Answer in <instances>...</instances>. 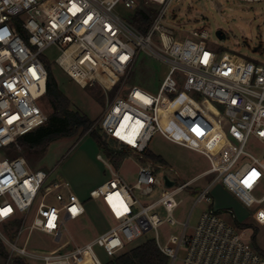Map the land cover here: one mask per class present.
I'll list each match as a JSON object with an SVG mask.
<instances>
[{
  "label": "built area",
  "instance_id": "1",
  "mask_svg": "<svg viewBox=\"0 0 264 264\" xmlns=\"http://www.w3.org/2000/svg\"><path fill=\"white\" fill-rule=\"evenodd\" d=\"M172 2L0 0V224L18 219L22 222L13 241L0 231L10 259L75 264L77 258L88 254L94 264H103L95 248L115 257L154 232V239L170 264L177 263L181 252L180 264H264V238L259 246L261 253L252 244L253 229L249 228L252 235L245 240V232H239L223 218L211 196L213 185L221 183L246 207L264 206V196H253L264 174V65L238 54L217 53L210 48L204 30L178 39L175 26L168 22ZM141 5L155 10L146 34L140 33L119 11V7L136 10ZM51 47L58 49L55 64L70 80L81 88L98 84L106 92L121 83L141 51L167 63L168 73L156 95L133 86L124 96L111 101L100 121L103 137L116 142L118 150L129 149L141 161L154 134L163 133L158 111L164 95H199L223 108L229 123L228 136L237 149L226 163L211 161L207 175L216 174L217 178L197 199L196 204L206 203L208 208L191 233L188 220L182 224L181 235H170L165 244L158 234L162 225L177 223L174 211L182 203L177 196L189 188V182L167 188L164 176L168 174L158 173L165 166L143 163L135 183L129 184L99 156L109 167L111 177L89 196L91 200L102 199L115 225L74 249H69L70 241L61 242L66 224L86 214L84 203L63 179L49 181L51 172L32 169L23 157L2 156L18 138L49 120L40 102L46 97L48 80L41 57ZM127 117L129 125L123 126ZM250 140L261 147L258 156L245 151ZM243 155L251 161L233 171ZM157 187H161V194L152 202L143 204L136 197V191L150 196ZM159 208L166 213L164 219L157 213ZM253 219L264 233V209L256 211ZM26 231L28 235L35 231L48 235L58 246L43 254L29 252L18 244Z\"/></svg>",
  "mask_w": 264,
  "mask_h": 264
},
{
  "label": "rangeland",
  "instance_id": "2",
  "mask_svg": "<svg viewBox=\"0 0 264 264\" xmlns=\"http://www.w3.org/2000/svg\"><path fill=\"white\" fill-rule=\"evenodd\" d=\"M140 7L148 8L150 6L141 5ZM119 11L125 20L132 21L135 13L134 10L119 7ZM168 19V22L175 26L177 38L180 40L191 36L193 31L204 30L208 33L207 41L210 48L217 53L222 54L228 52L238 54L256 64L264 65V1L243 3L239 0H173L168 10ZM219 30L226 34L227 38L225 40H220L217 37L216 33ZM256 49L258 50L256 51ZM58 55V49L51 47L43 53L41 59L51 65L60 90L70 101L71 109L78 111L93 121L92 129L99 131L100 135H102L100 131L101 118L115 97L124 96L128 89L133 86H137L152 95H156L169 70L165 61L157 60L147 52L141 51L137 56L133 68L122 79L121 83L111 91L106 92L98 84L81 88L70 80L55 64ZM182 95L186 96V101L180 98ZM194 96L188 93H181L176 96L164 95L158 111L160 125L163 126L162 119L164 118L174 134L177 133L182 137L190 139L194 138L196 135L195 131H197L196 126L201 119L200 117L205 114V111L203 112L199 105L205 108L203 104L205 102L208 103L204 98ZM189 99L192 102L188 101ZM176 100H178L176 103V106L178 105V113L165 116L162 111H165ZM40 102L42 108L50 114L52 111L46 97ZM210 105L215 111L223 112L221 106L215 104ZM208 112L210 113L211 109ZM182 121L191 136H188L187 134L189 133L187 132L183 133ZM162 130L163 133H155L149 143V149L165 159V170L158 171V173L168 174L171 179L176 181L177 186L188 182L190 183L189 188L184 189L177 196V199L182 200V203L174 211V218L177 223L175 225L164 224L158 229L160 242L165 244L170 235H181L183 230L182 224L188 220V233L192 232L201 213L208 208L206 203L196 204L197 199L200 193L213 184L217 175L206 174L200 179L193 180V178H196V176L211 168V161L206 154L212 155L211 151L204 149V152H201L195 148L196 146L191 147L187 146V144H182V142L176 139L172 131H168L165 128ZM107 143V150L98 149L96 142L89 135H86L80 139L76 137L55 141L40 157L28 154L24 156L20 148L14 147L5 149L2 155L9 159L29 157L30 161L26 158L25 160L27 162L29 161L28 164L32 169H42L51 172L49 181H55L61 178L75 193L86 194L87 217L83 221L68 222L63 232L61 242L70 241L71 245L69 249H74L76 245L82 246L94 239L99 231L97 224L93 220V216H96L97 210L103 213L107 227H113L115 225L102 199L91 200L89 191L87 190L92 186L91 184L105 182L111 177L109 167L97 159L98 153L102 155L104 161L109 163L110 168L118 172L129 184H134L137 179V165L141 162V159L131 153L124 154L123 158L119 160L118 158H113L112 155L115 156L114 151H118L119 154L116 156L121 157L122 154L120 155V153L123 149L118 150L119 145L113 141H108ZM111 151L113 154L109 155ZM245 151L258 156L261 153V147L254 140H250L245 147ZM126 157L130 158L125 159L118 167L121 160ZM250 161L251 159L249 157L243 155L239 158L232 170L235 171ZM170 169H173V171L171 172ZM161 190V187H157L150 196H142L137 191L135 194L141 203L147 204L156 200L160 196ZM211 196L215 202V207L222 211L223 218L239 232H245L243 236L245 240L250 239L252 231L249 230V225L255 226L253 222L254 214L256 211L264 209V206L254 205L252 207H246L232 193L227 191L221 183L213 185L211 188ZM253 196L256 199L264 196V174L259 186L253 192ZM137 209L135 208V210ZM157 213L163 219L166 217L163 208H159ZM30 221L31 219H29L27 224H30ZM21 227L22 222L18 219L13 223L0 224V231L6 235L8 240L13 241L17 235V231ZM154 237L155 233L150 232L129 245L125 251H129ZM263 238L264 233L258 231L255 237V242L258 246L262 245ZM18 244L19 246H25L27 251L37 254L49 252L58 246L52 237L37 231L32 232L30 235H28V231L24 232ZM0 247L4 248L7 254L6 256L0 254V264H15L14 262L17 258H9L7 246L1 238ZM95 253L103 264H107L113 259V257L107 256L100 248H95ZM181 258H183V252L179 254V259L176 264H180L179 260ZM26 263L43 264L29 260H26ZM75 264H94V262L88 254H84L75 260Z\"/></svg>",
  "mask_w": 264,
  "mask_h": 264
},
{
  "label": "trees",
  "instance_id": "3",
  "mask_svg": "<svg viewBox=\"0 0 264 264\" xmlns=\"http://www.w3.org/2000/svg\"><path fill=\"white\" fill-rule=\"evenodd\" d=\"M134 11L135 13L131 21L132 24L140 33L146 34L150 28L155 10L150 7H139ZM43 62L45 63L48 71L46 99L52 111L49 114V120L46 125L18 138L10 147L20 148L24 156L28 154L40 157L55 141L76 137L80 139L89 135L100 149L107 150V142L111 140L100 135L99 131L92 129L93 121H91L87 116L71 109L70 101L60 90V87L54 77L51 65L45 60ZM122 149L123 150L120 153V155L122 154L121 157L116 156L119 153L113 156L112 151L109 155H112L113 158H118L119 160L123 158L124 154H127V151L124 148ZM145 156L154 162H164L160 156H156L148 150L146 151ZM26 159L30 161L29 157ZM249 226L254 232L252 244L258 252H261L260 247L255 242V237L258 234L259 229L253 225ZM0 254L3 256L7 255L4 248L0 249ZM14 263L27 264L26 260L22 258H17ZM107 264H170V260L161 252L156 240L153 238L129 251L121 252L113 257V259Z\"/></svg>",
  "mask_w": 264,
  "mask_h": 264
},
{
  "label": "crops",
  "instance_id": "4",
  "mask_svg": "<svg viewBox=\"0 0 264 264\" xmlns=\"http://www.w3.org/2000/svg\"><path fill=\"white\" fill-rule=\"evenodd\" d=\"M196 96H199V95H195L194 97H196ZM199 97H201V96H199ZM180 98L185 99V101L187 100L185 95H182ZM177 101L178 100L172 102L170 104V106L167 109H165V111H162V113L165 114V116H171L174 113H178V110H177L178 105L176 106ZM188 101L192 102V100H190V99ZM210 104L211 103H209V102L208 103L205 102L203 104L205 108H203L202 105L197 104L201 107L203 112L205 111V114H204V116L200 117L201 119L199 120V123L196 126V130H197V131H195L196 135L192 139L187 138V137H182L181 135H179L177 133L174 134L172 129L170 128V125L166 122V120L164 118L162 119V125L163 126H161V128L162 129L165 128L168 131H172V133L176 137V139H178L180 142H182V144H187V146H191V147L196 146L195 148L201 152H204L203 151L204 149L211 151L212 155L205 152L208 155V158L210 159V161L214 160L217 163H226L230 159H232V157H233V155L237 149V144L235 142H233L228 136L229 123H228V119L224 115V112H217V110L215 111ZM209 109H211L210 113L208 112ZM182 131H183V133H186V132L189 133L187 135L191 136L189 130L187 129L185 124H183V121H182ZM98 149H99V147H98ZM124 149L127 151L128 154H130V153L133 154L132 151H130L129 149H127V148H124ZM147 150L156 156H160L164 162L163 163L154 162L145 156L144 161L139 162V164L137 165L138 169H139V166L143 163L153 164V165H159L160 164V165L165 166V159L161 155H158V154L152 152L149 149V147ZM99 156L102 157V155L100 153H98L97 159L99 161H102L99 159ZM130 157H126L123 160H121L118 167L121 165V163L125 159L130 158ZM209 169L204 171L203 173L199 174L198 176H196V178H193V180L194 179L195 180L200 179L201 177L205 176L207 174V172L209 171ZM103 183L104 182H98L97 184L96 183L91 184L92 186H90L89 189H87L89 191L88 193H90L92 190L100 187ZM76 195L84 203V206L86 208V214L82 218L76 220V222H77V221H83L87 217L88 209L86 206V201H87L86 200V194H83V193L77 194L76 193ZM93 220H94V223L97 224V227L99 230L94 238L98 237L99 235H101L103 233H106L111 228V227H107V224L105 221L106 219L100 210H97L96 216H93Z\"/></svg>",
  "mask_w": 264,
  "mask_h": 264
},
{
  "label": "water",
  "instance_id": "5",
  "mask_svg": "<svg viewBox=\"0 0 264 264\" xmlns=\"http://www.w3.org/2000/svg\"><path fill=\"white\" fill-rule=\"evenodd\" d=\"M216 35H217V37H218L220 40H225V39L227 38V37H226V34L223 33V31H221V30L217 31ZM260 47H261V46H260ZM260 47H259V48H260ZM259 48H258V49H259ZM258 49H256V51H257ZM164 181H165V185H166L167 188H172V187H174L175 184H176V182L170 180V179L168 178V176H164Z\"/></svg>",
  "mask_w": 264,
  "mask_h": 264
},
{
  "label": "bare ground",
  "instance_id": "6",
  "mask_svg": "<svg viewBox=\"0 0 264 264\" xmlns=\"http://www.w3.org/2000/svg\"><path fill=\"white\" fill-rule=\"evenodd\" d=\"M129 122H130L129 117H127V118L125 119V121L123 122V126H127V125H129Z\"/></svg>",
  "mask_w": 264,
  "mask_h": 264
}]
</instances>
